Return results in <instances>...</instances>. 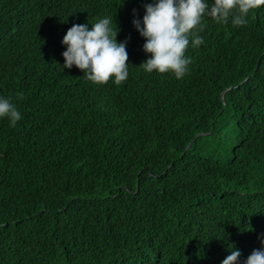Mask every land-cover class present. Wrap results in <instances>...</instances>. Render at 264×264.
I'll use <instances>...</instances> for the list:
<instances>
[{
  "label": "trees",
  "instance_id": "1",
  "mask_svg": "<svg viewBox=\"0 0 264 264\" xmlns=\"http://www.w3.org/2000/svg\"><path fill=\"white\" fill-rule=\"evenodd\" d=\"M151 0H0V264H240L264 238V5L205 18L181 80L147 74ZM135 10V12H133ZM112 16L129 76L63 69L73 24Z\"/></svg>",
  "mask_w": 264,
  "mask_h": 264
},
{
  "label": "clouds",
  "instance_id": "2",
  "mask_svg": "<svg viewBox=\"0 0 264 264\" xmlns=\"http://www.w3.org/2000/svg\"><path fill=\"white\" fill-rule=\"evenodd\" d=\"M264 5V0H151L144 5L141 19L132 25L144 40L142 52L147 59L139 66L147 74H170L181 80L189 71L191 58L186 52L203 44L198 34L206 27L205 18L234 28L245 26L250 12ZM135 12V10H133ZM119 29L112 16L99 18L91 25L73 24L61 40L63 69L75 67L94 85L111 82L120 85L129 76L127 41L117 42ZM15 127L22 119L16 103L0 95V120ZM229 255L221 264H240L241 253L228 245ZM242 264H264V238Z\"/></svg>",
  "mask_w": 264,
  "mask_h": 264
}]
</instances>
